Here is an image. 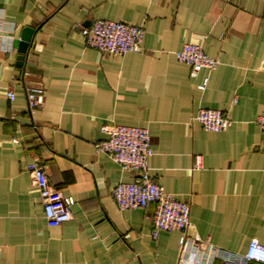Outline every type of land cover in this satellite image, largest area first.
I'll use <instances>...</instances> for the list:
<instances>
[{
  "label": "crops",
  "instance_id": "obj_1",
  "mask_svg": "<svg viewBox=\"0 0 264 264\" xmlns=\"http://www.w3.org/2000/svg\"><path fill=\"white\" fill-rule=\"evenodd\" d=\"M96 20L141 26L140 52L86 48ZM0 34L13 49L0 50V264H178L180 235L151 236L153 206L119 210L112 199L133 175L96 151L104 125L148 131L150 176L190 206L202 243L238 255L252 240L264 246V0H0ZM185 43L218 58L217 68L192 77L175 58ZM28 88L44 92L33 112ZM200 109L231 126L205 131ZM35 160L51 189L74 201L58 227L44 219Z\"/></svg>",
  "mask_w": 264,
  "mask_h": 264
},
{
  "label": "built area",
  "instance_id": "obj_2",
  "mask_svg": "<svg viewBox=\"0 0 264 264\" xmlns=\"http://www.w3.org/2000/svg\"><path fill=\"white\" fill-rule=\"evenodd\" d=\"M144 30L141 26H132L121 22L96 20L84 33L86 48L122 57L129 53H139ZM0 50L5 54L12 49V39L0 34ZM178 62L187 64L194 77L199 69L213 71L219 65V59L204 54L200 45L185 43L175 53ZM41 88H28L25 91L28 110L33 112L42 105L44 94ZM12 93L8 94L13 99ZM194 120L207 132L221 133L231 126L228 115L218 110L200 109ZM256 123L264 134V113ZM106 139L95 145L98 152L104 153L122 170L133 175L131 182L116 184L111 197L119 210L147 209L153 206L151 221L152 238L159 232H177L180 255L178 264H213L220 259L223 264H264V246L256 240L249 242L243 255L230 254L215 249L208 243H202L193 233L190 222V206L177 201L166 193L161 185L150 176L148 161L153 155L151 138L146 129L121 125H104L101 128ZM34 184L42 200L43 215L50 228L58 227L71 219L74 201L71 197L55 193L47 180L44 168L37 160L29 166Z\"/></svg>",
  "mask_w": 264,
  "mask_h": 264
},
{
  "label": "water",
  "instance_id": "obj_3",
  "mask_svg": "<svg viewBox=\"0 0 264 264\" xmlns=\"http://www.w3.org/2000/svg\"><path fill=\"white\" fill-rule=\"evenodd\" d=\"M33 30L32 29H26L21 36V40L18 46V53L19 56L17 57V60L19 62V65L23 64L25 55L27 53L28 47L30 45V42L32 40Z\"/></svg>",
  "mask_w": 264,
  "mask_h": 264
}]
</instances>
